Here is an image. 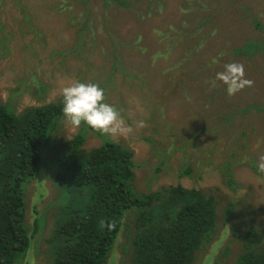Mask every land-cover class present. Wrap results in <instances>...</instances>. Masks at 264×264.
<instances>
[{
    "label": "rangeland",
    "instance_id": "rangeland-1",
    "mask_svg": "<svg viewBox=\"0 0 264 264\" xmlns=\"http://www.w3.org/2000/svg\"><path fill=\"white\" fill-rule=\"evenodd\" d=\"M179 33L199 47L175 45ZM249 41L259 42L256 54H234ZM230 62L254 81L233 96L210 84ZM74 80L98 83L132 131L76 129L63 115L25 185L26 224L38 216L39 228L15 264L50 263L60 192L53 158L80 130L87 149L111 139L133 151L139 192L182 184L213 195L217 226L193 264H238L247 230L264 235V0H0V104L21 112L54 102ZM132 219H123L104 264H130Z\"/></svg>",
    "mask_w": 264,
    "mask_h": 264
},
{
    "label": "trees",
    "instance_id": "trees-1",
    "mask_svg": "<svg viewBox=\"0 0 264 264\" xmlns=\"http://www.w3.org/2000/svg\"><path fill=\"white\" fill-rule=\"evenodd\" d=\"M104 2L109 6L126 0ZM173 43L187 46V52L199 47L198 39L191 41L181 33ZM246 44L237 46L234 54L253 56L261 47L259 42ZM63 106V98L21 112L0 104V264L20 262L31 250L39 217L29 228L25 185L40 169L42 149L64 115ZM85 144L86 131L80 130L53 158L60 192L48 238L49 264H104L128 215L133 216L127 229L132 234L127 246L130 264H193L217 226L216 198L182 184L139 192L132 150L111 139L91 149ZM191 172L190 165L182 171ZM255 229L247 230V250L238 264H264V235Z\"/></svg>",
    "mask_w": 264,
    "mask_h": 264
},
{
    "label": "clouds",
    "instance_id": "clouds-1",
    "mask_svg": "<svg viewBox=\"0 0 264 264\" xmlns=\"http://www.w3.org/2000/svg\"><path fill=\"white\" fill-rule=\"evenodd\" d=\"M217 81L226 85L229 96L254 86V81L246 77L245 66L239 62L225 64L224 71L210 80L211 87H216ZM61 95L63 114L73 128L78 129L83 123L111 137L126 136L132 131L121 112L107 102L105 90L98 83L74 80L62 87ZM139 126L143 127V122ZM258 170L264 172V155L259 158Z\"/></svg>",
    "mask_w": 264,
    "mask_h": 264
}]
</instances>
